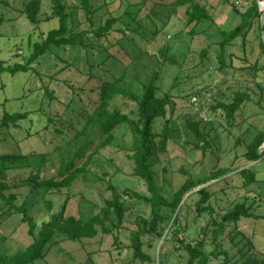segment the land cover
I'll use <instances>...</instances> for the list:
<instances>
[{
    "label": "rangeland",
    "instance_id": "374dc122",
    "mask_svg": "<svg viewBox=\"0 0 264 264\" xmlns=\"http://www.w3.org/2000/svg\"><path fill=\"white\" fill-rule=\"evenodd\" d=\"M28 1L0 0V59L6 65L24 64L33 45L58 27L51 0H40L35 24L22 14ZM193 1L206 9L211 20L187 24L186 5L174 11L175 0H92L94 11L89 15L79 0H62L69 14L68 29L73 33L87 32L83 38L86 47H52L30 65L32 71L0 73V123L5 111L28 112V118L18 127L0 130V156L46 154L42 159L30 156L29 160L40 164L43 178L56 176L61 164L59 148L61 154L66 152L64 159H71L86 144L81 139L64 146L81 126L84 114L95 106L102 80L119 76L127 66L124 84L140 96L142 86L158 72L157 95L168 100L166 117L158 118L154 124L160 137L156 138L158 147L151 161L158 183L169 195L187 179L202 181L223 172L194 189L207 188L213 212L199 215L191 199L187 200L179 211V231L186 232L170 236L162 250V238L156 240L154 235L145 234L144 252L156 260L142 262L135 258L130 248V230L137 228L136 220L150 219L152 215L149 205L131 195L147 194V190L132 175L133 162L128 158L132 139L123 126L115 130L112 145L93 155L85 173L69 187L45 195L52 202L51 210L45 207L40 193L28 191L24 184L36 166L6 170L7 192L17 195V204L26 202L28 215L37 224L36 231L63 205L64 216L87 220L99 214L114 194L123 201L120 228L77 241L55 235L45 247L44 256L31 264H157L158 257L160 264H185L187 255L177 239L187 234L201 238V229L208 228L206 247L211 251L215 228L211 219L220 222L239 203H245L253 216L224 224L217 243L228 253L231 263L257 258L264 264V158L248 163L244 157L248 144L264 131V51L260 46L264 31L257 18L241 37L221 50V31L236 27L241 21L238 11H246L253 0ZM126 11L137 14L136 20ZM109 18L117 19L110 32L101 38L93 36V30ZM239 92L247 93L249 99L231 117L218 104L231 103ZM110 108L137 117L136 103L127 98H114ZM189 120L197 122L206 144L187 127ZM94 150L96 144L90 146V152ZM77 162L81 164L83 159ZM243 168L253 170L255 177L248 186H244L239 174ZM6 211L7 207L1 205L0 253L10 255L27 247L31 238L22 215L13 211L7 215ZM161 213L172 215L166 209ZM166 224L167 221L160 227ZM224 261L221 255L213 263L225 264Z\"/></svg>",
    "mask_w": 264,
    "mask_h": 264
},
{
    "label": "trees",
    "instance_id": "16d2710c",
    "mask_svg": "<svg viewBox=\"0 0 264 264\" xmlns=\"http://www.w3.org/2000/svg\"><path fill=\"white\" fill-rule=\"evenodd\" d=\"M52 12L54 17L58 19V27L49 30L40 42L33 45L31 54L28 56L24 64L14 63L6 65L0 59V73H8L16 75L20 72H28L33 69L30 65L35 62L39 57L46 54L52 47L63 46H76L86 44L83 38L86 36L85 31L79 33L71 32L68 25V12L65 10V5L62 0H51ZM81 7L86 14H93L92 0H79ZM145 2V0H144ZM185 15L187 24L202 23L211 20L210 15L206 9L193 0H175L173 2V10L176 11L177 7L185 6ZM41 9L40 0H29L22 11L23 16L30 23H37L38 15ZM126 13L136 20L137 14L134 12ZM138 13V12H137ZM241 19L240 23L231 30H222L221 33L224 37L223 41L219 43L221 50L241 37L245 30L249 28L259 16L256 0H253L251 6L244 12L238 11ZM1 21V20H0ZM117 22L116 18H109L97 30H93V36L101 38L112 29V26ZM124 33V30H121ZM260 46L264 51V42H260ZM165 57V54H163ZM128 76V67L125 66L119 76L111 75L108 79H103L99 85L98 99L95 106L89 112H86L82 117V124L76 128L75 134L70 141L64 146L71 143L78 142L81 139L86 141L85 145L80 146L71 159H64L59 152L61 164L56 176L43 178L39 174V163H31L30 156H36L40 159L46 154H6L0 156V206L7 207V215L13 211L22 215V222L27 226V234L31 238L30 243L24 249H21L13 254L5 255L0 253V264H31L44 256L45 247L52 240L55 235L64 236L71 241L82 239H92L101 233H110L114 228H120L124 207L123 201L114 194L113 198L106 201V205L101 209L100 213L85 220L81 217L64 216V205L61 211L52 214L48 221L41 224L37 230V224L31 216L28 215V205L25 201L21 204L16 203L17 195L7 192L9 186L6 184V170L12 167H30L36 166L37 170H32L27 178L24 180L25 186L29 187L28 191H36L42 195V201L48 210L52 209V202L46 200L45 195L53 190H60L69 187L80 175L87 171L89 163H91L93 155L100 149L112 145L114 141V132L116 129L126 126L131 134L132 142L130 144V154L128 158L133 162L132 175L139 178L145 185L147 194H140L132 192L131 195L143 203L150 206L151 215L150 219L140 218L136 220L137 228L130 230V248L133 251L135 258L142 262H153L156 258H152L148 253L144 252L143 236L145 234H152L159 240L162 238L163 249L164 244L169 241L170 236H177V233H185V230L179 231V211L182 205L186 204L187 200L191 199L192 207L197 214L212 213V206L208 203L209 194L207 188L196 187L212 180L223 172L214 173L202 181H194L187 179L175 192L167 195L164 189L159 185L155 172L153 170L152 158L157 149L156 138L160 137L154 131V124L158 118H164L167 114L168 100L165 97L157 95L158 87L156 82L159 73H154L152 79L142 86V94L136 95L132 93L124 84ZM116 97L127 98L137 105V117L131 118L129 115L122 113L118 109H111L110 103ZM249 99L247 93H237L234 100L229 103H219L218 107L225 110L229 116L233 117L234 113L239 109L240 105ZM28 112H8L5 111L0 123L1 129H10L18 127L19 122L25 121L28 117ZM187 127L192 131L193 135L207 143L204 137V132H201L197 127V122L187 121ZM60 133L59 129H55ZM264 142V131H260L255 135L253 140L248 144L247 151L244 154L246 161L249 163L258 162L262 160V155L258 149ZM96 144V150L90 152V146ZM204 144V145H205ZM202 145V149L205 146ZM78 159H83L79 164ZM39 160V159H38ZM239 174L244 178V186L255 182L253 170L250 168H243ZM191 192V193H190ZM195 197L198 199L194 200ZM186 198V199H185ZM185 199V200H184ZM162 209L172 212L171 216L161 213ZM6 215V216H7ZM248 207L245 203L236 204L230 211L224 214L220 222L211 219L213 224L211 240L213 248L209 251L206 247L207 230L201 229L202 237L193 236L189 234L177 239L180 248L187 255L185 264H214L213 260L218 259L219 256H225V264H261L257 258H249L241 263L238 259L231 263L228 253L223 250L217 243V235L223 233L224 224L235 223L239 219L245 217H252ZM167 221L166 227L160 225ZM189 238V239H187ZM151 245V242L148 243ZM157 264H160V258L157 259Z\"/></svg>",
    "mask_w": 264,
    "mask_h": 264
},
{
    "label": "built area",
    "instance_id": "2783aa9c",
    "mask_svg": "<svg viewBox=\"0 0 264 264\" xmlns=\"http://www.w3.org/2000/svg\"><path fill=\"white\" fill-rule=\"evenodd\" d=\"M257 7H258V22L260 25V28L264 31V0H256ZM259 153L262 155V158H264V142L261 144V146L258 149Z\"/></svg>",
    "mask_w": 264,
    "mask_h": 264
},
{
    "label": "water",
    "instance_id": "95a60500",
    "mask_svg": "<svg viewBox=\"0 0 264 264\" xmlns=\"http://www.w3.org/2000/svg\"><path fill=\"white\" fill-rule=\"evenodd\" d=\"M162 242V241H161Z\"/></svg>",
    "mask_w": 264,
    "mask_h": 264
}]
</instances>
